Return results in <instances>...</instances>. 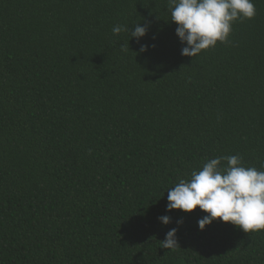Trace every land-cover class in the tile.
Returning <instances> with one entry per match:
<instances>
[{"label":"trees","instance_id":"16d2710c","mask_svg":"<svg viewBox=\"0 0 264 264\" xmlns=\"http://www.w3.org/2000/svg\"><path fill=\"white\" fill-rule=\"evenodd\" d=\"M253 2L192 58L168 0H0V264H264V230L217 218L201 231L199 207L166 211L209 159L264 171ZM139 22V43L112 32ZM172 228L180 248H162Z\"/></svg>","mask_w":264,"mask_h":264},{"label":"clouds","instance_id":"9594fccd","mask_svg":"<svg viewBox=\"0 0 264 264\" xmlns=\"http://www.w3.org/2000/svg\"><path fill=\"white\" fill-rule=\"evenodd\" d=\"M171 21L182 45L181 54L195 57L217 42L227 43L237 20L252 19L256 9L253 0H168ZM114 35L128 32L137 43L147 35L148 26L140 22L134 30L128 25H116ZM141 45L140 51H147ZM122 50L123 46H122ZM166 211L191 213L197 207L207 215L197 221L203 231L217 218L231 223L245 233L264 230V171L247 167L239 154L221 155L209 159L201 169L193 170L190 179H180L168 189ZM158 219L167 225L169 215ZM182 225L183 220L176 221ZM170 229L161 242L169 250L180 248L176 233Z\"/></svg>","mask_w":264,"mask_h":264}]
</instances>
